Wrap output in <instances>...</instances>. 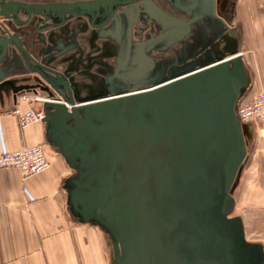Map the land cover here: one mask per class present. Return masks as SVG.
<instances>
[{"label": "water", "instance_id": "obj_1", "mask_svg": "<svg viewBox=\"0 0 264 264\" xmlns=\"http://www.w3.org/2000/svg\"><path fill=\"white\" fill-rule=\"evenodd\" d=\"M0 9L33 19L20 35H0V106L12 111L22 93L43 94L44 142L72 171L62 182L67 210L110 238V264H141L144 200L165 178L163 162L172 176L188 165L178 147L187 132L207 136L191 142L204 185L217 188L219 204L233 193L247 156L237 106L251 77L238 29L216 0H0ZM183 97L200 118L179 134ZM212 151L220 155L209 169ZM226 202L229 212L233 197ZM220 215L206 221L219 238L213 257L264 264L263 245L245 239L241 219Z\"/></svg>", "mask_w": 264, "mask_h": 264}, {"label": "crops", "instance_id": "obj_2", "mask_svg": "<svg viewBox=\"0 0 264 264\" xmlns=\"http://www.w3.org/2000/svg\"><path fill=\"white\" fill-rule=\"evenodd\" d=\"M216 7L239 32L251 77L241 98L246 103L264 90V0H216ZM8 108V102L0 106V152L43 144L51 164L26 177L17 168H0V264H110L106 234L67 210L62 182L69 168L45 144L44 124L21 128Z\"/></svg>", "mask_w": 264, "mask_h": 264}, {"label": "flooded vegetation", "instance_id": "obj_3", "mask_svg": "<svg viewBox=\"0 0 264 264\" xmlns=\"http://www.w3.org/2000/svg\"><path fill=\"white\" fill-rule=\"evenodd\" d=\"M23 1L45 2V0ZM30 21H33V19L26 21L21 13L12 16L0 9V35L7 36L5 31L11 35L16 33L20 35L21 27L28 25ZM21 23L23 24L21 25ZM14 48L17 53L20 54L18 48L15 46ZM8 54H11V52L8 51ZM181 100V110H178L181 117L175 119L177 124L181 127L179 134L184 130H189L186 121L200 118L196 116L193 118L190 117L183 106L185 103L186 108L190 110L188 103L185 102L186 98L183 97ZM164 115L168 116L169 112L165 111ZM241 123L243 125L247 150L245 125L243 122ZM174 137L180 136L175 135ZM206 140L207 136L203 133H199L195 136V134L187 132L183 135V140L180 139V141H178L179 150H182L184 154L185 151H188L187 155L185 154L186 156L182 159V162L187 161L188 165L181 166L177 171V175L172 176L171 172L168 171V169L170 170V165L163 162V166L166 168L165 178L163 179L162 176H159V181H162L158 190H155L151 201L144 200L141 209L143 230L137 236L141 248L137 256L142 259L141 264H181L178 262V255L181 256V260L183 261L182 264H185V261H188L187 264H220L212 254L219 239L218 237L215 238L217 232L212 231V225L206 223L208 220L216 224L215 215L217 211H222L223 215H220L219 218L224 217L226 220L239 217L246 239L242 218L239 215L233 214L236 205L234 189L233 193L227 195L228 198L223 199V202L219 204L217 188L214 187V185H204L205 180H202L203 175L199 171L200 165L197 167V158H195V150L191 146V142L192 144L198 143V145H203V141ZM208 146L210 149L211 146ZM213 154L215 153L212 151L211 154L208 153L204 157L205 164L208 165L207 167L209 169L216 167L215 161L220 155V151H217V155ZM213 162L215 163L213 164ZM212 172V170H209V174L207 175L210 184L211 180L209 178H213ZM232 183L229 184L230 187H227V190H231ZM230 197H233L234 202L231 210L228 212L230 205L224 202L229 201ZM219 231L221 232L220 229ZM186 238L188 241L184 242ZM177 246L178 248L180 247L178 255L172 257V252H174Z\"/></svg>", "mask_w": 264, "mask_h": 264}, {"label": "rangeland", "instance_id": "obj_4", "mask_svg": "<svg viewBox=\"0 0 264 264\" xmlns=\"http://www.w3.org/2000/svg\"><path fill=\"white\" fill-rule=\"evenodd\" d=\"M231 20H233V16H231ZM24 93L21 94V97ZM39 95L43 96V94ZM19 96L16 104H20L21 101L28 106L29 101L27 102ZM240 103H242L241 100ZM39 106L37 105L38 108ZM244 125L247 156L234 188L236 205L233 214L242 218L246 239L250 242H259L264 247V124L246 121ZM69 172L71 174L72 171L69 169ZM106 246L111 262L112 245L107 235Z\"/></svg>", "mask_w": 264, "mask_h": 264}, {"label": "built area", "instance_id": "obj_5", "mask_svg": "<svg viewBox=\"0 0 264 264\" xmlns=\"http://www.w3.org/2000/svg\"><path fill=\"white\" fill-rule=\"evenodd\" d=\"M21 98L29 101L28 106L21 108L19 104H16L11 111L16 117L19 127L24 128L31 123L41 122L43 118L42 103L45 97L38 93L26 92ZM37 105H40L39 108ZM237 115L243 123L250 121L264 124V90L254 93L248 102L239 103ZM50 164L51 161L45 154L42 144L26 146L15 151L0 152V168H17L24 177L40 173L46 170Z\"/></svg>", "mask_w": 264, "mask_h": 264}]
</instances>
